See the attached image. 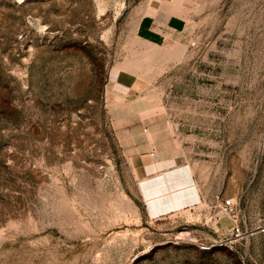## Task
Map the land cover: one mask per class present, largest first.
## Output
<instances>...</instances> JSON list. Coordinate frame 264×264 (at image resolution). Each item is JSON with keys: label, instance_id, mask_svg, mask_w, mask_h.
<instances>
[{"label": "rangeland", "instance_id": "rangeland-1", "mask_svg": "<svg viewBox=\"0 0 264 264\" xmlns=\"http://www.w3.org/2000/svg\"><path fill=\"white\" fill-rule=\"evenodd\" d=\"M177 2L0 0V264H264V0Z\"/></svg>", "mask_w": 264, "mask_h": 264}, {"label": "crops", "instance_id": "crops-1", "mask_svg": "<svg viewBox=\"0 0 264 264\" xmlns=\"http://www.w3.org/2000/svg\"><path fill=\"white\" fill-rule=\"evenodd\" d=\"M188 24L189 20L183 5L177 0H162V4L150 6L148 12L139 18L136 33L140 39L155 46L167 44L170 40L175 41V44H182V40L186 38ZM186 42H188L187 39ZM149 135L152 136V131ZM154 156L152 153L136 154L132 164L137 176L141 178L161 173L156 178L146 180L153 182L156 193H163L164 188H169L172 184L167 179L171 172L179 170L183 179L188 178L190 172L193 178L191 167L186 164L180 166L176 157L156 158Z\"/></svg>", "mask_w": 264, "mask_h": 264}, {"label": "built area", "instance_id": "built-area-1", "mask_svg": "<svg viewBox=\"0 0 264 264\" xmlns=\"http://www.w3.org/2000/svg\"><path fill=\"white\" fill-rule=\"evenodd\" d=\"M195 43H193L194 45ZM232 203L231 201H227L223 207V213H228L229 212V208H231ZM223 218L222 215H218V219L221 220Z\"/></svg>", "mask_w": 264, "mask_h": 264}]
</instances>
